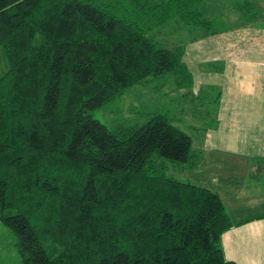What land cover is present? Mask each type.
Masks as SVG:
<instances>
[{
    "label": "trees",
    "instance_id": "trees-1",
    "mask_svg": "<svg viewBox=\"0 0 264 264\" xmlns=\"http://www.w3.org/2000/svg\"><path fill=\"white\" fill-rule=\"evenodd\" d=\"M199 1L0 0V220L23 264H235L220 195L159 174L157 158L191 167V137L162 114L114 130L94 118L178 72L183 46L153 32L172 5L209 26Z\"/></svg>",
    "mask_w": 264,
    "mask_h": 264
},
{
    "label": "crops",
    "instance_id": "crops-1",
    "mask_svg": "<svg viewBox=\"0 0 264 264\" xmlns=\"http://www.w3.org/2000/svg\"><path fill=\"white\" fill-rule=\"evenodd\" d=\"M193 11L209 26L180 22L190 40L174 90L163 85L200 134L189 183L223 201L225 259L264 264V0H200Z\"/></svg>",
    "mask_w": 264,
    "mask_h": 264
},
{
    "label": "rangeland",
    "instance_id": "rangeland-1",
    "mask_svg": "<svg viewBox=\"0 0 264 264\" xmlns=\"http://www.w3.org/2000/svg\"><path fill=\"white\" fill-rule=\"evenodd\" d=\"M153 2L154 5H160L166 2H181L182 0H104V2ZM188 0H183L187 2ZM169 8V7H168ZM177 9L176 5H172L171 16L160 26L158 30L153 32L154 38L157 36V41L167 44L177 43L185 44L190 40V34L184 33L181 24L176 15L173 14ZM159 15L162 14V9L157 8ZM167 10V9H166ZM173 14V15H172ZM167 15V13H165ZM178 18V17H177ZM163 22V20H162ZM188 28V27H187ZM153 35L151 37H153ZM7 70V61L4 53H0V74ZM175 77L172 74L153 80L149 79L142 85L136 86L125 92L124 95L115 98L113 101L106 103L97 111L94 112V118L106 125L109 129L114 130L119 126L133 127L142 126L150 121L154 115H167L173 123L178 126L183 132L187 133L191 139L199 138L198 133L192 129L189 119H184L179 122V118L183 113H179L177 94H167V88L163 86L168 83L172 90L175 88ZM181 101V99H180ZM159 174H164L166 177L179 180L183 183H188L192 175L187 173L186 169H182V164L176 163L164 158L156 160ZM189 171V170H188ZM194 177V176H193ZM198 179L195 175L194 179ZM207 187V186H206ZM0 264H23V259L16 248V238L13 233L0 220Z\"/></svg>",
    "mask_w": 264,
    "mask_h": 264
}]
</instances>
